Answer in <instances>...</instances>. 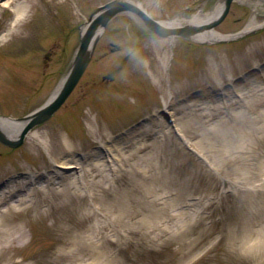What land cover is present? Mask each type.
Masks as SVG:
<instances>
[{"label": "rangeland", "instance_id": "374dc122", "mask_svg": "<svg viewBox=\"0 0 264 264\" xmlns=\"http://www.w3.org/2000/svg\"><path fill=\"white\" fill-rule=\"evenodd\" d=\"M107 1L0 0V115L18 118L51 95L82 26ZM133 1L162 20L218 0ZM20 5L26 10L15 21ZM252 14L236 0L216 29L236 33ZM220 43L158 37L128 13L110 20L61 108L20 147L0 141V189L14 177L60 170L55 160L65 142L71 152L64 155L80 165L59 179L54 172L35 184L26 178L19 197L30 203L1 206L0 227L21 226L26 234L0 252V264H95L89 254L62 260L54 253L70 251L68 238L85 248L88 239L78 240L91 226L130 210L137 236L121 243L114 264H264V26ZM125 57L120 74L103 81ZM238 75L245 77L234 83ZM159 107L210 165L184 149ZM152 112L160 117L126 130ZM102 143L113 150L110 162L93 155L90 164L79 163V154ZM98 160L102 170L94 168ZM82 174L86 185L78 188Z\"/></svg>", "mask_w": 264, "mask_h": 264}, {"label": "bare ground", "instance_id": "6f19581e", "mask_svg": "<svg viewBox=\"0 0 264 264\" xmlns=\"http://www.w3.org/2000/svg\"><path fill=\"white\" fill-rule=\"evenodd\" d=\"M239 1H241L242 3L249 4L254 10H253V14L250 20L248 21V23L236 33L225 34V33H221L215 28H206V25L208 23H212L220 15L223 9L222 0H218L217 3L208 10H205V4L202 3L196 6L194 12L190 15H187L186 13L182 12V13H178L174 15L171 18L162 19L159 22L163 26H166V27H181V26L197 27L198 28L197 31L191 34L189 38L195 41H199V42H213L220 38H231L237 35H243L252 29H256L264 25V20L259 21L257 19V13L259 11H264V0H239ZM25 10H26L25 5H22L21 7H19L16 13L15 20L20 19L22 15L24 14ZM133 16L138 21H140L137 15L133 14ZM86 27H87V23L82 27V33L85 31ZM103 31L104 29L102 26L98 27V29L95 31L94 36L97 37L101 35ZM6 34L7 33H3L1 35L2 38H4ZM65 79H66V75L60 80L57 87L53 91L52 96L55 95L59 91ZM209 88H213V87L209 86ZM211 98H212V101L217 102V100H214L216 99L215 97L211 96ZM24 124H25V120L9 118L7 116H0V130L4 132L6 135H8L10 138H16L19 135ZM176 126H178L177 123H176ZM70 146H71L70 142H65L63 146V150H62L63 153L60 154L59 156L60 158H58V160H55L63 168L76 167V164H75L76 161L74 160V158L64 155L66 153L68 155L69 152H71V149L69 148ZM97 155L99 156L100 154L98 153ZM87 164H90V163L87 161ZM94 165H95L94 167L95 169L96 168L98 170L103 169V162H101L100 160L95 161ZM27 177L28 176L24 177L23 179H21V181L17 180L19 178H13L0 189V212L2 211L1 206L4 204H9V206H12L11 199H15L13 201H18L22 199L24 201V204L30 203L28 200L31 201V199H28L26 197H19L21 193H18L20 190H22L21 188L25 186L24 182ZM31 177L32 176H30L29 178ZM84 184L85 183L82 182L74 186H77L78 188H80L84 186ZM7 193H8V196L6 195ZM136 215H137V212L135 210H130L125 214H119L118 216L109 220V222L102 221L99 224L93 225L89 229V232L87 234L88 237L83 236L81 240H78L79 242H81L83 239H88L87 245L85 248L77 246L78 245L77 238H68L65 240V243L70 244V247H71L70 251L65 252V251H60L57 249L56 253L54 254L58 256V258L61 257L62 260L72 259L78 254L80 255L89 254L90 256L96 257L94 261H96L97 264H100L102 262H104V264H114V261L116 260L115 255L120 250L118 249V247H120L121 243L124 241H126L127 244L134 243L133 236H137V231L132 226L131 221L136 218ZM1 220H2V217L0 216V221ZM25 234H26V231L21 226H13L10 228L0 227V252L5 253L7 249L10 248L11 245H13V242L16 239L24 238ZM96 237L97 239L94 240L93 238H96ZM89 240H91L92 242ZM102 257L104 259L103 261L100 260ZM18 264H23V263H21V260H19Z\"/></svg>", "mask_w": 264, "mask_h": 264}, {"label": "water", "instance_id": "95a60500", "mask_svg": "<svg viewBox=\"0 0 264 264\" xmlns=\"http://www.w3.org/2000/svg\"><path fill=\"white\" fill-rule=\"evenodd\" d=\"M232 0H225V6L224 10L221 14V16L214 21L213 23L209 24V27H212L219 23L224 16L227 14L230 4ZM105 7H107V10H105L103 13L99 14L97 17H95L92 21L90 26L88 27L85 34L82 36L81 43L79 45L75 62L72 67V70L70 71V74L61 89V91L58 93V95L47 105L39 109L37 112H35L23 130L21 137L17 141H11L8 138H6L2 132L0 131V139L3 141L12 144L14 146L19 145L26 134V132L29 130L30 127L34 126L35 124L44 121L48 116H50L66 99V97L69 95V93L72 91L76 83L78 82L79 78L81 77L83 71L85 70L90 55L88 53V49L90 47V43L93 37V34L95 30L97 29L98 25L100 23L106 24V22L110 19L111 16H113L116 12L123 10V9H131L134 10L136 13H138L147 23V25L155 30L160 35H168L171 33H177V34H190L195 31H197L198 28L196 27H185V28H166L161 26L157 21H155L153 18L148 16L143 10H141L139 7L135 6L134 4L122 1V0H114L110 3H108ZM120 68L114 70L110 74H108L106 77L113 78L114 75L119 71Z\"/></svg>", "mask_w": 264, "mask_h": 264}]
</instances>
